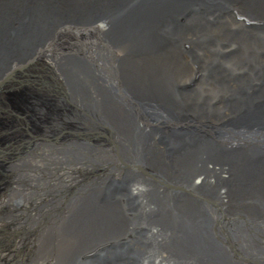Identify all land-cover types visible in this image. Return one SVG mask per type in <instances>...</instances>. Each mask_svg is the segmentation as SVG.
Here are the masks:
<instances>
[{
    "label": "bare ground",
    "instance_id": "6f19581e",
    "mask_svg": "<svg viewBox=\"0 0 264 264\" xmlns=\"http://www.w3.org/2000/svg\"><path fill=\"white\" fill-rule=\"evenodd\" d=\"M130 2L147 8L139 9L148 15L147 23L121 21L115 26L116 19L109 16ZM89 7L100 16L91 17ZM136 31L149 39L138 57L132 50ZM51 35L57 40L50 47ZM38 41L39 49L49 55L37 59L40 68L31 70L35 76L51 77L56 71L51 61L60 63V73H67L57 77L58 89L32 82L51 97L49 104L41 98L32 102L40 132L15 145L0 136V220H4L0 249L22 241L14 244L12 258L1 252L0 264H80L92 260V252L99 254L107 243L122 239L128 247L121 254H103L102 264H175L164 249L174 248V243H150L144 258L137 259L144 248L136 241L139 230L130 233L134 223L151 218L173 242L163 214L168 209L172 216L180 213L193 221L198 238L201 233L209 242L215 241L213 236L199 228H229L232 243L220 248V257L208 264H264V190L260 189L264 179H259L264 177V121L252 124L257 129L249 137L241 138L253 133L247 125L230 133L213 132L214 138L205 127L186 125L181 106L186 104L190 112L192 102L191 109L204 119L221 120L244 109L256 118L253 101L264 103V0H0V77L34 53ZM109 43L129 50L128 69L118 70L123 79L120 88L110 62H119L127 51L116 49L119 55H111ZM130 75L142 82L129 81L133 83L125 92ZM189 84L193 91L181 93ZM113 87H118L116 95L109 91ZM13 94L21 95L19 90ZM57 95L66 100L73 96V102L63 101L57 111L53 106ZM229 99L235 100L230 107L218 103ZM3 124L0 135L7 131ZM66 126L67 132L55 136L58 127ZM19 127L25 128L22 123ZM39 135L50 142L41 146L38 139L32 140L42 139ZM226 142L252 146L235 152ZM35 146L46 151L44 159H23L28 151L34 153ZM173 164L171 171L168 167ZM51 168L60 172L52 173ZM155 180L168 183L165 190L155 186ZM180 186L194 194L179 198ZM155 214L161 216L154 218ZM9 217L15 221L7 222ZM71 221L76 222L72 230ZM44 226L59 229L61 237L90 249L78 245L60 249L61 244L53 249L55 243L29 238ZM177 244L188 243L181 239Z\"/></svg>",
    "mask_w": 264,
    "mask_h": 264
},
{
    "label": "water",
    "instance_id": "95a60500",
    "mask_svg": "<svg viewBox=\"0 0 264 264\" xmlns=\"http://www.w3.org/2000/svg\"><path fill=\"white\" fill-rule=\"evenodd\" d=\"M138 3H136V5H132L131 2L129 4H125L124 3V6L122 8H120V7L115 8L114 12L111 13L109 18L110 19L111 18L116 19L115 20L116 21L115 22L116 25L114 24L115 26H117V23L121 22V21H125L126 23L127 22L133 23V24H136L138 26L146 24L147 23V19H148V15L145 14V13L139 12V9L142 6H138ZM142 8L147 9L146 7H142ZM90 10H91V8L89 7L88 11L90 12V15L92 13L94 14V15H91V17L100 16L99 13H96V14H98V15H96L94 13V11H90ZM144 11H146V10H144ZM136 18H138V19L136 20ZM71 20H72V22L75 21L73 19H71ZM134 33H138V32L136 31ZM126 36L130 37L131 35H126ZM133 37H134V39H133V43L132 44L133 45L135 44L134 45L135 47L132 50L135 51V52L133 51V54H135L134 57H138V56H141L143 54L149 39L146 38L145 36H142V34H140V33H138L137 36H133ZM56 40H57V38H55L54 35H51V41H50V39L48 40L50 47H51L52 44L54 46V44L56 43ZM124 40H125V42H127L126 39H124ZM109 44L111 46H113L111 43H109ZM35 45H36L35 46V51H33L34 53L31 52L30 54H28L27 57H26L27 59L24 62H19V65H17L15 68H13L10 71H8V70L5 71L4 74L3 73L1 74V76L2 75L3 76L0 77V102H1L2 99L9 98V97H10V99L14 98L17 101H20L21 105H20V108H18V111L21 112V113L25 112L24 114L21 115V117L23 119H25L27 117H30V120L26 119V121L29 124H32V123L35 124L33 126L34 128L36 126L35 120H36L37 117L34 115L35 110L33 108L32 102L35 101L36 99L41 98L44 102H46V104H49V102H51V97L46 92H44V94H42V91L44 90V88L40 89L38 87V85H33V83H32L33 80H35L36 82L38 81L42 85V87L43 86H47V85L51 86L50 88L48 87L47 89H51V90L58 89V87L60 86V83L57 82V77L62 78L67 73L66 71H62V73H60L59 72L61 70L60 69L61 65H59L60 63H56V62H52L51 61L52 67L56 68V71H53V73L51 74V77L40 76V77L37 78L35 76L36 72L35 71H31V70H33L35 68H40V67H38L37 59L40 58V61H41L45 56H48L49 54L45 50L39 49L40 45H41V42L39 43V41H38V44L36 43ZM111 46L109 47L111 55L112 54H117V52H115V51H117L116 49H120L121 51H122V49H124V48H121V47L116 48L117 46H113L114 48H112ZM126 49H124V51H127V52H123L124 54L123 53L120 54L119 62L118 61H117V63L115 62L116 65H115V63L110 62V66L113 67L114 70L115 69L117 70V81H116L117 84L116 85H118V87H119V83L123 82V79H121L120 74L118 73V70L121 67L123 69L124 68L128 69V67L126 65V64H128V62H126V61H131V60H128V58H127L128 57L127 53L129 52V50H128V48H126ZM117 55H119V53ZM123 56H126V57H123ZM34 59H35V61H34ZM123 59H125V61H122ZM28 61H30V62H29L28 65H26V63ZM120 61H122L121 64H120ZM102 62H104V60ZM86 64H88L89 67L92 65L89 62L86 63ZM119 64H120V66H119ZM23 65H25V66H23ZM76 65L74 64V66H76ZM73 70H76V68L74 67ZM22 71H24V72H22ZM27 73H29V75H27ZM228 74H229V72H228ZM132 80H134L136 82V85L138 83L142 82L138 77L130 75V77H128V79H126V81H128V82L123 87V90L125 92H128L127 85L129 83H133V82H129V81H132ZM118 87H113L109 91L113 92L116 95ZM17 90H19V93L21 94L20 96L13 94V93L17 92ZM148 91L149 90L144 91V92L151 93V94L153 93V92H148ZM185 91H193L192 86H190V84L187 85V86H184V89H183V91L181 93H184ZM136 92H137V94H140L139 91H136ZM133 93H135V92H133ZM46 94H47L46 97H47L48 100H46L43 97ZM53 97H54L53 106L55 107V109L57 108V111H59L60 103H62L63 101H65L67 103H72L73 102V96L70 97L67 100L65 98H62L59 95L53 96ZM253 102L255 104V107L252 106V109H254L253 112H255V110L257 112L256 113V118L253 117V116L250 117L252 115V113L249 112L248 110L244 109V110H241V111H239L237 113L234 112V113H232V115H230V116H228V117H226L224 119H221V120H216L215 118H207V116H205L206 119H204L198 113H196L194 110L191 109L192 102H189L190 112H188L186 104H182L181 105L183 107V110H184L182 118H183L184 122H186V125H188L189 127H194V128L205 127V128H207V131L209 132L210 136L214 137V138H215V134L213 132H216V134H224L226 132L230 133L232 131H235L237 129H242V128H245L247 125H250V128H252L253 133H249L246 136H242L241 138L249 137L250 135L254 134L255 130L257 129L256 127H252V124L254 122H259V121L263 122L264 121V112L260 111L261 108L259 109V107H263L264 108V103H260V105H257L255 101H253ZM218 103H224V106L230 107L231 105H233L235 103V100L229 99V100H226L224 102H218ZM33 110H34V112H32ZM9 111H11V110L9 109ZM194 113H196V114H194ZM241 117H244L245 119L241 120L240 119ZM246 118H251V121L246 120ZM252 118H255V120H252ZM202 120L204 121V123L201 122ZM224 120H225V122H224ZM221 122H224L225 124L224 123L222 124ZM26 126H27V124H26ZM117 129L121 130L122 127H118ZM38 131H39V129H38ZM38 131L36 129L34 131V133H36ZM65 132H67V130H64V129H61V127L60 128L58 127V129L56 131V133H57L56 136L62 135ZM257 134L262 135V133H257L256 132L255 135H257ZM43 135H40V137L42 139L37 138V137L34 136V137H32V140L34 138L38 139L37 141H41L42 142L41 145L43 144V142H50V139H47L46 137L45 138L42 137ZM109 135H111V137H112L111 133H109ZM111 137L109 138V136H108L109 141H110L111 145H113V144L115 145V142H114V140L111 139ZM55 140H58V139L54 138L53 141H55ZM111 141H113V142H111ZM230 144L231 143H227L228 149H233L235 152L240 151V150H244L245 151L246 149H249V147L252 146V145H247L246 144L244 147H242V146H238V145L233 146L232 144L231 145ZM187 147H188V149L190 148V150H191L190 146H187ZM193 148H195V147H193ZM40 150H42V149H38L37 148V150H36V146H35L34 153L46 152L45 150H42V151H40ZM224 150H227V149H224ZM29 153H32V151H30ZM173 153H176V152L174 151ZM248 154H249V156L252 157L254 153L253 154L248 153ZM231 164H232V162H230V165ZM205 165H207V164H205ZM169 166L170 167H168V168H171V171H173L174 164L173 165H169ZM256 166L261 167L258 164ZM262 166H264V165H262ZM203 169H206V168H203ZM229 169H230V166H229ZM234 176L237 179V176L236 175H234ZM259 179H264V177L263 178L260 177ZM153 184L156 186L157 184H160V182L158 183V181L155 180V182ZM165 185H168V183H165ZM165 185L164 184H160L159 187L161 189L165 190V188H166ZM174 188L177 189V187H174ZM188 189H189V187H187V186H183V187L180 186L178 188V191L180 192L179 194H180L181 197H179V198H182V196H186V195L191 197L190 194H194V193L190 192ZM260 189L264 190V185L262 187H260ZM167 211H169V212H165V211L164 212L162 211V212H163L164 215H166L168 217V218H166V222L168 221V223H166V225L168 227L172 228L171 232L170 231H168V232H169V236L170 237L172 236L171 238L173 239V242L169 241L168 236H167V232L165 233V230L162 229V227H158V228L154 227L156 225H155V223H151L150 222L152 220L151 218L149 220H147L150 223L149 222L145 223L144 221H142L143 224L134 223V225H136V226H134V227H132L130 229V233H131L132 230H139L138 233H137V231L135 232V235L138 236V240H136V241H137V244H140L141 249L144 248V249L141 250L142 252L140 253V255L137 254V255H139L138 257H136L137 259L138 258H140V259L144 258V255L146 254V250L150 248V245H149L150 243H174V248L167 247V245L164 246V249H166L167 252L168 251L170 252L171 255H169V256H170V258H173V260H176L178 263H182V264H208V262L209 263H213V262L217 261V259L220 257L218 255V252H219L220 248H226V243H228V244L232 243L230 239L233 238V236H230V232L228 231L229 228L226 229V228L223 227V229H221V228L217 227V229H218L217 231L215 230L216 227L213 228L212 230H210V228H206L205 229L204 226H203V228L202 227L199 228L202 231H206L211 236H213L215 241L213 242L211 240V242H209L207 240V238L202 236L201 233H200V236L198 238V236L196 235V232H197L198 229L193 227L194 226V222L193 221L190 222V220L188 218H185L186 217L185 215L178 213V214H175L174 216H172L171 215L173 213L172 210L168 209ZM240 215L242 216V219L244 220V214L242 213ZM160 216H161V214H155L154 218L155 217L159 218ZM230 223L233 224L232 222H230ZM252 223H253V221H252ZM75 224H76V222H72V221L70 222L69 227H70L71 230H72V227ZM182 225H186L187 227H191L192 228L191 231L185 230ZM250 225H252V224H250ZM122 229H124V230L121 231V232H123L122 234H124V233L126 234V232H124V231H126L125 227L124 228L122 227ZM194 232H195V235L197 236V238L194 236ZM218 232H219V234H218ZM122 234H120V235H122ZM69 235H70V231H69ZM72 235H73V233H72ZM130 236H131V234H130ZM127 238H129V237H127ZM181 239H184L186 241V243H188V244L185 245L184 247H180L177 243H180ZM66 241H68V242L67 243H65V242L64 243H59L61 245L58 246V247L61 249L62 247L66 248L65 246L69 247V245H72V246L73 245H75V246L78 245V248H81V249H84V250H85V248L86 249H90V247L86 246L85 243H72L70 237H68ZM127 241L129 243L130 240H127ZM126 243L127 242H124V239H122L121 243H119V242L110 243V244L107 243L106 245H104L101 248H99L100 249V253L99 254H98V252L95 253V254H93V252H92V254L90 255V257H93L92 260H84V262H82V263L80 262V264H102V262H100L99 260H100V258H101V256L103 254H106V253L121 254V253H123L125 248L128 247L126 245ZM196 243H199V246L202 247V248L204 246L207 247V248L206 249L199 248L196 245H194ZM212 245H217L218 248L216 249ZM170 249L172 250V252L170 251ZM117 251L120 252V253H118ZM177 262L173 261L172 263L177 264Z\"/></svg>",
    "mask_w": 264,
    "mask_h": 264
},
{
    "label": "rangeland",
    "instance_id": "374dc122",
    "mask_svg": "<svg viewBox=\"0 0 264 264\" xmlns=\"http://www.w3.org/2000/svg\"><path fill=\"white\" fill-rule=\"evenodd\" d=\"M78 182L76 181L74 184H77ZM52 229V230H51ZM51 229H49L48 228V226H44V227H42V229L41 230H39L37 233L35 232H32L30 235H29V238L31 237V235L33 236V237H36V238H41V239H43L42 241H41V243L43 244L44 242L45 243H60L61 241L62 242H65V243H67L68 241H66L67 240V238H63V237H61V233H60V230L59 229H53V228H51ZM35 234H36V236H35ZM41 235H43V236H45V238L46 239H51V241H47L45 238H43V237H40ZM24 239V238H23ZM26 239V238H25ZM29 240V239H28ZM35 242V241H34ZM33 242V243H34ZM36 246H38V245H36ZM52 247H53V245H51ZM50 249V247L49 248H47V250H49ZM40 254V253H39ZM14 255V254H13ZM13 255H11V257H13ZM39 256V255H38ZM10 257V258H11Z\"/></svg>",
    "mask_w": 264,
    "mask_h": 264
}]
</instances>
